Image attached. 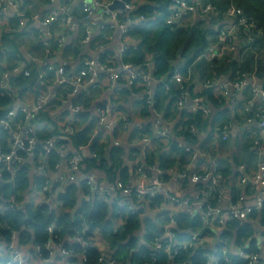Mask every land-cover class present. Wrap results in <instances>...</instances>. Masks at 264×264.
Wrapping results in <instances>:
<instances>
[{"label":"built area","instance_id":"2783aa9c","mask_svg":"<svg viewBox=\"0 0 264 264\" xmlns=\"http://www.w3.org/2000/svg\"><path fill=\"white\" fill-rule=\"evenodd\" d=\"M56 0H52V4ZM118 1L123 4L122 8H111V5ZM137 0H82V16L81 21L85 24V35L81 39V43L88 45L95 41L104 32V39L108 41L113 35H120L124 39L129 38L131 27L135 23L147 21L145 15H140L136 19L127 16V13L137 8ZM209 0H173L170 5V13L165 17L167 24H181L188 14L201 13L209 15L211 13V5ZM12 5L13 7H7ZM62 10H52L51 13L43 17L39 13L25 14L17 0H0V16L1 18L19 19L20 23H25L27 19L39 21L46 26V30L42 29L41 38L43 43V51L45 49L46 58H39L35 51L30 54V62L32 65L38 64L39 70L33 72L27 65L23 67L20 64H14L12 67L5 69L0 75V95L12 93L14 105L0 112V181L5 184H13L17 171L25 168L32 176L31 186L28 190L27 204L32 203L35 206L43 205L48 211H58L61 208L62 195L68 187L70 181L75 178L76 174L81 175L84 183L82 192L85 195L84 201L88 203L95 197L116 198L121 206H131L130 211L133 214L141 213L144 215L147 203L155 200L156 196L161 194L165 197L163 205H156L155 212L157 214H166L169 219L163 227L161 237L155 238V249L166 250L170 253L171 259L175 257L178 250H186L198 248L207 243L217 241L216 237L210 231H222L229 222L235 220H247L250 218L254 210L260 211L264 209V161L259 164L258 170L254 174L238 175L240 189L236 188L234 196L227 206H220L222 201L220 184L224 181V176L220 171L210 170L208 161L202 160L197 166L188 165L180 166V180L193 182L204 181L205 187L199 191L198 195L193 197L181 198L168 190V178L164 174H168L166 170L161 168L147 169L146 162H141L139 158L133 162L132 176L123 180L115 179L113 181L97 178L95 173L84 170L83 158L85 145L75 146L71 141V135H75L79 128L76 126L79 121V115L84 110L83 104L79 103L77 97L89 92L91 89H99L104 84L110 83L111 89L118 86H131L135 83L143 84L145 99L148 103L154 105L152 85L156 81L149 71L134 65L131 62H125L124 57L130 48H136L139 43H122L118 53L108 58H103L100 53L96 52L95 56L82 58L80 60H66L58 63L54 57V50L62 51L67 46L75 43L76 37L80 35V27L78 21L70 15L69 11L73 9L71 0H62ZM13 11L12 14H10ZM222 31L218 35L217 41L211 43L206 51L201 53L199 57L188 67L184 73L183 68H176L175 73L170 79H162L166 89L170 90L172 85L170 81H175L181 89H184V83H192L193 72L196 65L201 60L212 61L218 59L225 54L235 53L238 42L245 40L241 37V31L236 28L239 20H234L231 24L225 19ZM54 22H64L71 29V40H66L62 35H53L49 26ZM100 24V29H95ZM9 25V24H7ZM6 25V28L8 27ZM255 27V23L249 22V30ZM10 30V29H8ZM254 38L249 36V41ZM134 42V41H133ZM106 44L102 45L105 46ZM53 45L56 47L53 48ZM83 54H87L83 51ZM73 58L71 54L66 55ZM119 56V67L115 65V60ZM30 64V65H31ZM150 65V62L147 63ZM54 75V81L50 83L48 77ZM13 75H22L24 78L31 80V84L27 87L24 94L18 95L17 89L12 81ZM250 87L252 89L254 102L251 98L246 102L242 109L245 114L246 127L250 129V125L254 122L260 127L261 139H264V88L262 84L252 85L249 76L242 73V77L238 81H229L221 79H201V90L210 91L222 98L228 95L239 93ZM39 88V91L36 89ZM35 96L34 104L31 103L30 97ZM189 101L188 110L191 113L201 111L205 116L211 114V107L206 103L203 93L190 94L187 90L183 99L179 102L185 107V103ZM53 103V104H51ZM254 104V105H253ZM52 105L53 110L64 109L67 115L62 114L59 117L58 124L62 131V137L53 135L42 137V135L50 134L54 130L52 124L45 121H37V115L49 109ZM112 103L110 105L103 104L93 108L96 127L93 137L100 135L101 142H105L112 135L115 126L120 122L127 123V116L116 108ZM254 106V107H253ZM2 109V108H1ZM35 120V121H34ZM232 121L215 120L212 123L210 134L207 128L203 126L186 127L189 132L196 138L205 136L208 143L217 141H227L229 139V131ZM223 128L221 132L220 128ZM155 133L141 138L145 147H150L153 141H161L166 148H169L171 140V130L165 123L163 118H159L155 123ZM181 130V127L179 128ZM101 132L96 134V132ZM6 134L8 137H3ZM210 136V137H209ZM5 139V140H4ZM119 139L113 138V145L120 146ZM184 151L192 154L190 157H199L202 154L196 152L197 143L182 144ZM87 150H89V146ZM52 151L59 153L60 157L56 162H50L48 154ZM206 153V152H205ZM92 156L98 157L97 152H93ZM191 158V159H192ZM193 171V172H192ZM60 173V174H59ZM59 174V177L53 179V176ZM170 175V174H169ZM14 187L16 184H13ZM248 189L250 194L245 195L243 190ZM250 197L251 200H248ZM211 199H214L212 203ZM24 201L20 200L16 193L10 194L7 198L0 196V212L14 211L22 208ZM180 211V212H179ZM181 213L199 216L204 222L205 227H201L196 231H189L184 241H178V235L174 231L177 226L176 217ZM10 231L9 240L0 237V255L6 257L7 262L11 264H34L35 258L41 261V264H62L64 257H67L72 250L66 248L73 243L81 244L83 247L81 256L86 259L89 248H97L98 258L97 264H117L116 259L111 254L105 253L104 244H98L95 239L99 240L96 230L93 231L89 238H85L87 234L88 224L84 222V230L70 240H61L54 236L56 229V221L48 224L47 230L51 237L43 244H35L33 251H28L16 243L19 233L11 225L8 219H0V230L6 229ZM264 232L258 234L259 238H264ZM95 234V235H94ZM94 235V236H93ZM7 243L9 251L5 252L4 245ZM55 246L60 248V252L55 250ZM176 246V248H174ZM215 249V248H214ZM236 254L243 264H251L254 260L255 264H264V257L259 255V250H250L246 246H224L219 249V253L211 257L212 264H220L221 261L228 262L230 254ZM211 256V254H210ZM27 257V259H26ZM34 258V259H33Z\"/></svg>","mask_w":264,"mask_h":264},{"label":"trees","instance_id":"16d2710c","mask_svg":"<svg viewBox=\"0 0 264 264\" xmlns=\"http://www.w3.org/2000/svg\"><path fill=\"white\" fill-rule=\"evenodd\" d=\"M209 1L215 4L229 2V0ZM172 2L173 0H137V8L127 13V16L132 19H136L140 15L147 17V21L135 23L131 27L129 38L134 42H138L139 45L127 51L124 61L131 62L143 68L144 71H149L154 76L157 82H154L151 88L153 90L155 109L157 110L171 108L175 101L183 99L186 90H190L193 93V87L187 82L184 83V89H178L176 92V90H172L175 85H170L171 88L168 90L161 80H168L173 76L176 70V63L180 60L184 61L182 71L186 73L188 67L199 55L206 51L211 43L217 41L218 35L222 31L221 28L225 24L223 23L224 16L219 10L216 11L215 15L212 13L209 15L199 13L197 14L198 17H195L194 20L191 15H195L196 13L188 14L181 24H167L165 17L170 13L169 8ZM253 2L262 3L264 0H253ZM253 11L258 12L259 10L253 9ZM212 21H215L218 28L213 25ZM103 32L104 30H102L101 35L95 41L91 42L89 45L91 50H96V48L106 44L107 40L104 39ZM79 33L80 35L76 37L75 43L65 47L63 53L65 56L69 54L79 56V64L82 65V58L89 57L88 54H83L84 44L81 43V39L85 35V24L80 26ZM0 35L1 75L5 69L20 62V58L23 55L19 50L20 46L18 47L16 43L19 35H16L15 32L7 31L2 32ZM249 36H252L254 40L249 41ZM241 37L245 40H241L239 49L237 48L235 53L225 54L212 61H199V64L196 65V70L197 68L201 70L202 78L205 76L203 79L213 80L229 76L230 81H238L242 77V73H246L253 85L262 84L264 88V22L260 21L259 16L256 18L255 27L252 30H248V32H241ZM113 55H115L113 51L107 50L102 54V57H109L110 59ZM148 62H150L149 66L147 65ZM12 81L18 95L24 94L27 87L31 84V80L24 78L22 75H13ZM136 87L140 88V91L144 90L143 84L140 83H135L127 88L134 90ZM249 89L251 88L247 87L244 93L246 98L250 100L253 95L247 93ZM203 94L206 103L210 107L211 105H219L222 109L225 99L221 95H216L210 91H205ZM14 98L15 96L10 92L0 95V112L13 106ZM91 99L93 98L89 96L88 92L77 97L78 102L83 104L84 110L80 113L79 122L76 124L79 130L75 135L70 136L71 141L75 146H89L90 154H84L83 158L84 170H98L105 174L103 176L106 179L111 181L117 179V177L126 179L129 177L128 172L130 168L125 165L124 158H127L129 162L134 161L137 157L136 152L138 153V151L136 148L126 151L123 147L110 146L111 143L108 139L105 142H101L100 135L93 137L96 122L94 114L90 111ZM170 99L171 102H167ZM146 102L145 97L138 102V107L143 109L145 115L149 114L148 110H144V107L147 108ZM53 113V107L50 105L49 109H45L36 116V122L45 121V123L54 126L52 133L42 135V137L50 135L56 137L63 136L58 124L60 119ZM226 113L229 112H225L224 114ZM63 114L67 115L68 112H64ZM216 115L210 114L209 116H205L201 111L191 113L186 108L182 113V123L179 124L182 133H178V135H182L188 143H197L198 138L194 137L186 127H190L191 125L203 126L207 130L209 129L208 133L210 134V127L217 120ZM229 115L231 114L229 113ZM231 116L234 117V115ZM221 121H223V118H221ZM220 130L223 132L222 127ZM134 133L137 134V138L152 135L150 126H147L140 133L137 131ZM2 135L4 138L8 137L6 134ZM208 141L209 138H207L205 143L207 144ZM158 142L160 143L153 144L157 150L154 156L159 153L158 162L163 170H165L166 166H171L173 155L177 157L176 161L182 165L187 161V156L190 157L192 155L185 152L184 148L174 140L173 133L171 134L169 148H166L161 141ZM229 144L232 145V141ZM152 146L147 147L148 150L145 155L147 165H151L150 153L153 149ZM93 152H97L98 157L92 156ZM59 157V153L55 151L48 154L50 162H56ZM216 171H220L222 174L231 172L230 169H221V167ZM164 176L167 178L171 177L169 174H164ZM31 180L32 176L29 172L25 168H21L17 171V176L15 177V187L14 183L5 184L0 181V196L4 199L10 194L16 193L20 200L24 201L31 186ZM74 194L75 191L72 185L66 187L65 191L61 193L63 198L60 199L61 208L58 214L55 211H48L43 205L35 206L32 203H28L24 208H19L16 212H0V219L9 220L19 233V244L26 246H28L32 239L34 240V245L43 244L48 241L50 233L47 230V226L52 221H56L54 236H57L61 240L65 237H74L82 233L85 222L89 225L85 238H89L93 231L96 230L99 240L95 239V242L101 245L104 244L105 247L109 248L111 256L116 259L117 264H212L211 257L217 255L219 249L224 246H246L247 249L257 251L261 248V244L258 242V231L264 228V209L260 211L254 210L247 220L229 222L222 231H210L217 241L207 243L197 249H177L175 257L171 259L170 253L166 250H156L154 248L155 238L161 237L163 227L169 219L168 215L155 214L144 216L143 212L133 214L130 211V206H121L118 199L101 196L95 197L88 203L78 205ZM213 200L211 199V202L215 203L216 201L213 202ZM164 203L165 197L159 194L148 205L150 210L153 211L156 209V205L161 206ZM118 218L122 219L121 224H119ZM176 220L177 226L174 231L177 233L178 241L180 242L186 239L189 231H196L201 227H205L204 222L197 215L181 213L176 217ZM256 226L259 228L258 231L256 230ZM10 234L8 228L0 230V237H3L5 240H9ZM66 248L71 249L72 252L67 257H64L62 264H97L99 255L97 248H89L86 259H83L81 256L83 247L80 243H73L71 246H66ZM0 261L6 262V257L0 255ZM220 264L243 263L236 254L232 253L228 262L221 261Z\"/></svg>","mask_w":264,"mask_h":264},{"label":"crops","instance_id":"0c3cea01","mask_svg":"<svg viewBox=\"0 0 264 264\" xmlns=\"http://www.w3.org/2000/svg\"><path fill=\"white\" fill-rule=\"evenodd\" d=\"M20 3V7L23 9L24 13L27 15H33L34 13H39L41 16L46 17L48 16L52 10L60 11L62 10V0H56L52 4V0H17ZM71 4L73 6V9L69 11L70 15L74 17V20L78 21L79 27L82 24L81 16L82 14V0H71ZM13 11L10 13L12 14ZM198 13L195 15H191L193 20L197 16ZM213 25L218 28V25L215 23V21H212ZM225 23V20L224 22ZM9 24V25H7ZM6 25L8 26L6 28ZM10 29V30H8ZM42 29L45 31L46 26L44 24H41L39 21H35L33 19H26L25 23H20L19 19L16 18L12 19V21H8V19L1 18L0 16V34L4 31L7 32H15L16 35H19L16 43L18 44L19 50L21 51L20 62H17V64L22 65L25 67L26 65L32 69L33 72H37L39 70V66L36 62V64L32 65L30 62V54H33L32 51L38 52L37 55L39 58H46V52L45 49L43 51V46L41 45L43 43L41 34L43 35ZM49 29L51 30L53 35H62L66 40H71V29L67 24L64 22H54L49 26ZM100 29V24L97 26L95 31L97 32ZM13 35V34H11ZM1 37V35H0ZM27 37V40L25 39ZM25 39V40H24ZM244 41V40H243ZM135 43L131 38L124 39L121 38L120 35H113L112 39L108 41V44L105 46H100L96 48L95 53L98 52L102 56L104 52L107 50H111L117 53L119 49L121 48L122 43ZM241 41L238 42V44ZM41 43V44H40ZM84 47H88V45L84 44ZM53 48L56 49V47L53 45ZM238 48V46H237ZM239 49V48H238ZM62 51H56L54 50V57L56 58V61L58 63H61L62 61L66 60H80V57L76 56L75 54H71L73 58H70L69 56H65V54ZM183 60H180L176 63V68H180L183 65ZM63 63V62H62ZM115 65L119 67L120 64V58L119 56L115 60ZM31 64V65H30ZM199 64V63H198ZM197 64V65H198ZM193 81L192 83H189L193 87V93H191L190 90H187L191 95L197 94V93H204L205 91L201 90V79L205 78V76L202 78V72L199 70V68L196 67L193 72ZM221 80H229V76L222 77ZM48 81L52 83L54 81V75L53 73L50 74L48 77ZM157 81H155L156 83ZM171 84L175 85L172 90L178 91V89H181L178 84L175 83V81H170ZM186 83V82H185ZM110 83L104 84V87H101L99 89H91L88 93L89 96L93 99H91V108L90 111L93 112L95 107L103 104L110 105L112 103L113 105L118 108L120 111H122L128 118L127 123H124L120 121L114 128L112 135L109 137L108 141L111 143L110 146L113 145V138L119 139L121 142L120 146L116 147H123L126 149V151H131L134 148L138 151L136 152V156L141 160V162H145V155L147 153L148 148L144 146L143 142H140L141 138H137V134L134 133L135 131L139 132L146 129L147 126H150L152 134L155 133V123L159 118H163L165 123L169 126L171 132L174 135V140L178 143L182 144H188L187 141H185L184 137L182 135H178V133H182L179 130V124L182 123V113L183 111L189 106V101L185 103L182 106L179 101H175L172 104V107L167 110L165 108H161L162 110L155 109V104L152 105L148 102L147 108L144 107V110H148L149 114H144L143 109L141 107H138V102L145 97V94L143 91H140V88L136 87V89H128V86H118L116 88L111 89L109 86ZM253 85V84H252ZM259 85V84H256ZM261 85V84H260ZM36 91H39V88L36 89ZM246 89L239 93H233L231 92L227 98L225 99L224 105L221 109V106L217 105H211V114H217L216 118L218 120H227L228 117L232 121V126L229 131V139L227 141H217L212 143H205L206 137L205 136H199L198 137V144L195 147L196 152H200L202 155L199 157L192 158L187 156V161L183 165H188L187 168L190 169L192 165L197 166L202 160L208 161V164L210 166V170H218L220 169H230V173L224 174V181L220 184L219 190L221 191L220 196H222V201L220 202V206H227V204L231 201L232 197L234 196V191L236 188L240 189V184L238 180V175H250L254 174L259 167V164L264 161V139H261L260 134V127L257 123H253L250 125V129L246 127L245 123V114L244 111L242 112V109L246 105V102L249 100L246 98L245 92ZM195 92V93H194ZM249 95L252 94V90L249 89L247 91ZM253 98V97H252ZM251 99V98H250ZM31 103L34 104L35 96L33 95L30 97ZM254 102H256L255 98L252 99ZM167 102H171L167 101ZM254 105V104H253ZM254 107V106H253ZM221 112H223L221 114ZM225 112L229 113L224 114ZM64 113V109H57V111H54V115L60 117ZM101 132H96V134H100ZM232 141V145L229 143ZM159 144L160 142L153 141L152 144ZM155 145L152 146V152L150 153V159L151 165H146L147 169L150 168H161L159 164V153L154 156L155 152L157 151L155 149ZM206 152V153H205ZM85 154H90V150H87ZM176 156H172L173 163L171 166H166L165 170L168 172V174L171 175L170 178H168V190L176 194L177 196L184 198V197H193L195 198L196 195H198L199 191L202 190V188L205 187V182H193L190 180L188 181H181L180 180V166L182 164H179L178 161H176ZM125 165L130 168L129 169V175L132 176L133 173V167L134 164L132 161L129 162L127 158H124ZM193 172V171H192ZM91 173H95L97 178L106 180V177L103 176L102 172L98 170H93ZM60 174V173H59ZM59 174H56L53 176V179L59 177ZM121 177H117V179H120ZM123 179V178H121ZM127 179V178H126ZM125 180V179H123ZM75 194L74 197L77 198V204L80 205L82 203H85L84 198L85 195L82 192V189L84 187V183L81 180V175L76 174L75 178H73L70 181ZM68 185V186H69ZM245 192V195L248 196L251 191L248 189L243 190ZM27 195L24 199V206L27 204ZM111 199V198H110ZM248 200H251L250 197H248ZM146 211L144 216L146 215H155L157 214L155 210H150L149 205L147 203ZM131 208V206H130ZM57 214L58 209L54 210ZM180 212V211H179ZM89 227V225H88ZM257 231H258V226ZM263 230L258 231V234L264 232ZM51 237V235H50ZM64 240H70L72 239V236H68L63 238ZM264 238L260 237L258 239L259 244L264 245ZM26 250L33 251L34 249V240L32 239L31 242L28 244V246L23 245ZM55 250L60 252V248L58 246H55ZM34 259V258H33ZM64 261V259H63ZM34 264H41V261L37 258L33 261ZM63 263V262H62Z\"/></svg>","mask_w":264,"mask_h":264},{"label":"clouds","instance_id":"9594fccd","mask_svg":"<svg viewBox=\"0 0 264 264\" xmlns=\"http://www.w3.org/2000/svg\"><path fill=\"white\" fill-rule=\"evenodd\" d=\"M7 7H13L8 5ZM253 9H258V12H254ZM221 11L225 19L231 24L234 20H239V23L236 24V28L241 32H248L249 22L255 23L257 16H259L260 21L264 22V2L254 3L253 0H229L227 3L211 5V13L215 15L216 11ZM85 153L87 152V146L84 147ZM17 245L19 241H16ZM5 252L9 251L7 243L4 245ZM105 253L111 254L110 249L105 247L103 249ZM259 255L264 257V245L261 246L259 250ZM27 259V257H26ZM0 264H6L5 261H0ZM11 264V262H7ZM105 264H108L107 260ZM251 264H255L254 260Z\"/></svg>","mask_w":264,"mask_h":264},{"label":"rangeland","instance_id":"374dc122","mask_svg":"<svg viewBox=\"0 0 264 264\" xmlns=\"http://www.w3.org/2000/svg\"><path fill=\"white\" fill-rule=\"evenodd\" d=\"M26 40H27V37L25 38ZM24 39V40H25ZM83 51L85 52V53H87L89 56H92L91 54H95V51L94 50H91L90 48H88V47H84V49H83ZM79 122V121H78ZM77 122V123H78ZM118 221H119V224H121L122 223V219H117ZM264 240V239H263Z\"/></svg>","mask_w":264,"mask_h":264},{"label":"water","instance_id":"95a60500","mask_svg":"<svg viewBox=\"0 0 264 264\" xmlns=\"http://www.w3.org/2000/svg\"><path fill=\"white\" fill-rule=\"evenodd\" d=\"M122 7H123V4L120 3V2H118V1H115V2L111 5V8H113V9H116V8H122ZM91 55H92V57L95 56V54H91Z\"/></svg>","mask_w":264,"mask_h":264}]
</instances>
